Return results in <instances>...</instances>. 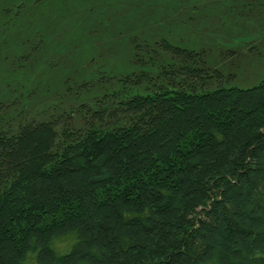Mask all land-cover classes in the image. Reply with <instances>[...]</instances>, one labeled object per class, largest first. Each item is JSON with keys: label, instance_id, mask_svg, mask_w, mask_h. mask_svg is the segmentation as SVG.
<instances>
[{"label": "trees", "instance_id": "1", "mask_svg": "<svg viewBox=\"0 0 264 264\" xmlns=\"http://www.w3.org/2000/svg\"><path fill=\"white\" fill-rule=\"evenodd\" d=\"M164 44L190 79L113 102L126 125L0 123V264H264V79L198 92Z\"/></svg>", "mask_w": 264, "mask_h": 264}, {"label": "rangeland", "instance_id": "2", "mask_svg": "<svg viewBox=\"0 0 264 264\" xmlns=\"http://www.w3.org/2000/svg\"><path fill=\"white\" fill-rule=\"evenodd\" d=\"M164 41L197 53L198 92L257 86L264 0H0V123L126 125L113 102L190 79L168 72L184 62Z\"/></svg>", "mask_w": 264, "mask_h": 264}]
</instances>
